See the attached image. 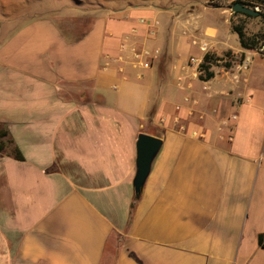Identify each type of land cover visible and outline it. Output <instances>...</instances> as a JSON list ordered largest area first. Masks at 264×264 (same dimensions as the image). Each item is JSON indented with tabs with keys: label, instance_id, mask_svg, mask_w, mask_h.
<instances>
[{
	"label": "crops",
	"instance_id": "obj_1",
	"mask_svg": "<svg viewBox=\"0 0 264 264\" xmlns=\"http://www.w3.org/2000/svg\"><path fill=\"white\" fill-rule=\"evenodd\" d=\"M0 29V264H264V54L224 8L0 0ZM141 132L162 145L137 194Z\"/></svg>",
	"mask_w": 264,
	"mask_h": 264
},
{
	"label": "rangeland",
	"instance_id": "obj_2",
	"mask_svg": "<svg viewBox=\"0 0 264 264\" xmlns=\"http://www.w3.org/2000/svg\"><path fill=\"white\" fill-rule=\"evenodd\" d=\"M240 1L244 3L245 5H248L252 8H256L260 10L259 15H246L242 12H234L232 10V5ZM206 4L212 7V9H217V8H224L226 12L230 16V23H231V28L233 29L235 26L242 27L244 32L246 33L247 36H256L258 39V46L254 51L260 52L264 54V0H206ZM44 6L43 4L39 3V7ZM54 6L56 7H61L59 4H55ZM88 7V5H85ZM221 11L220 10H214L212 15H215L217 19H220L221 17ZM199 14L202 16H211V14H207V10L201 9ZM90 21V16H79V15H66L65 17H61L59 22L63 24L65 27L69 28H79L81 25L82 26H87ZM1 30V29H0ZM234 30V29H233ZM1 33L3 32L0 31V38H1ZM230 45L232 47L238 48L240 47L239 43V37L237 33H233V37L231 39ZM231 49H227L221 53H212L210 54V59L209 63L212 66V69H223L225 67L226 62H231L232 65L237 61L240 62L241 58V52L239 53H234L230 54L229 56L226 55V52ZM230 68V67H229ZM206 72H203L205 74Z\"/></svg>",
	"mask_w": 264,
	"mask_h": 264
},
{
	"label": "water",
	"instance_id": "obj_3",
	"mask_svg": "<svg viewBox=\"0 0 264 264\" xmlns=\"http://www.w3.org/2000/svg\"><path fill=\"white\" fill-rule=\"evenodd\" d=\"M234 12L240 11L249 15H259L260 10L252 8L237 1L232 5ZM162 145V139L158 136L141 132L137 139V170L133 180L135 192L140 194L149 175L152 162Z\"/></svg>",
	"mask_w": 264,
	"mask_h": 264
},
{
	"label": "trees",
	"instance_id": "obj_4",
	"mask_svg": "<svg viewBox=\"0 0 264 264\" xmlns=\"http://www.w3.org/2000/svg\"><path fill=\"white\" fill-rule=\"evenodd\" d=\"M244 14L249 15L247 13H244ZM233 29L238 34L239 42L243 49L254 50L257 48L258 39L256 38V36H247L244 30L242 29V27L235 26ZM230 54H233L231 50L226 52L227 56H229ZM209 59H210V53H207L204 56V61L200 64L201 69H202L201 78L203 79H208L214 75V71L212 70V66L209 63ZM244 59H245V53L242 52L240 62H242ZM231 66H232V63L227 61L225 64V67L229 68ZM203 72H206V73L203 74ZM0 138H1L0 139V152H4L6 149L7 143H12L13 140L11 139L9 135V131L4 126H1V125H0ZM11 155H13L15 158L19 160L24 159L21 150L17 146H14V148L11 151ZM137 198L138 197H136L131 204V212L136 205ZM258 241H259L260 246L264 247V233H260L258 235Z\"/></svg>",
	"mask_w": 264,
	"mask_h": 264
},
{
	"label": "built area",
	"instance_id": "obj_5",
	"mask_svg": "<svg viewBox=\"0 0 264 264\" xmlns=\"http://www.w3.org/2000/svg\"><path fill=\"white\" fill-rule=\"evenodd\" d=\"M207 47H208V44H207L206 42H202V44H201V49H202V50H206ZM203 61H204V59H203V60H199V58H197L196 56H193V57L190 58V63H191V64H194V65H197V66H198V70L201 71V72H202V69H201L200 64H201ZM145 65H147V64H145ZM233 117H235V115H234Z\"/></svg>",
	"mask_w": 264,
	"mask_h": 264
}]
</instances>
